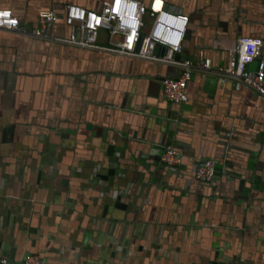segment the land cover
Masks as SVG:
<instances>
[{"label": "crops", "instance_id": "1", "mask_svg": "<svg viewBox=\"0 0 264 264\" xmlns=\"http://www.w3.org/2000/svg\"><path fill=\"white\" fill-rule=\"evenodd\" d=\"M107 1L0 0L27 30H0V257L264 264V96L225 73L240 38L263 37L264 0H136L190 16L194 77L186 105L173 106L184 122L171 126L162 78L180 66L31 34L43 12L63 18L67 4L99 11ZM205 58L209 71L198 67ZM170 134L182 161L164 177L156 162ZM205 158L233 173L201 185Z\"/></svg>", "mask_w": 264, "mask_h": 264}, {"label": "built area", "instance_id": "2", "mask_svg": "<svg viewBox=\"0 0 264 264\" xmlns=\"http://www.w3.org/2000/svg\"><path fill=\"white\" fill-rule=\"evenodd\" d=\"M60 18L54 11L43 12L39 19V27L31 34L66 45L180 66L184 73L179 78L164 79L163 89L168 100L172 102L181 104L188 100V85L193 74V63L188 60L178 61L172 54L160 55L158 48L162 46L173 53L182 52L190 16L178 14L167 8L151 13L148 6L136 0L107 1L99 11L70 4L66 16V25L72 28L69 37L56 36L52 33L54 24ZM0 30L27 32L13 10L1 5ZM102 32L107 33L105 42L101 41ZM235 52L238 59L230 63L225 73L264 96V35L261 38L247 36L240 38ZM257 59L260 60L258 69L251 70L250 64ZM211 65V60L203 59L198 67L202 71H209ZM162 161L168 165H177L182 161V154L178 149L168 147ZM214 175L215 162L211 159L206 160L195 173L200 183L211 182ZM0 264H46V261L38 254H29L23 263H15L2 257Z\"/></svg>", "mask_w": 264, "mask_h": 264}, {"label": "water", "instance_id": "3", "mask_svg": "<svg viewBox=\"0 0 264 264\" xmlns=\"http://www.w3.org/2000/svg\"><path fill=\"white\" fill-rule=\"evenodd\" d=\"M109 1H111V0H109ZM70 4H75V3H70ZM70 4H67L66 6H65V14H64V17L62 18H60L59 19V21L57 22V23H55L54 24V27L55 26H57L58 24H65L66 25V16H67V7H68V5H70ZM161 9H165L164 7H160V8H154V7H151L150 6V10H152L153 12H155V13H157V12H159ZM167 9H169V8H167ZM42 14V13H41ZM41 14L39 15V17H38V21H39V19H40V17H41ZM20 19V18H19ZM20 21H21V19H20ZM66 27L68 28V30L69 31H67V33L66 34H63V35H61V37H69L70 36V34H71V32H72V28L70 27V26H67L66 25ZM188 31H189V29H188ZM187 34H188V32H187ZM187 34H186V36H187ZM184 47V46H183ZM172 54L173 55V57L176 59V60H178V61H182V60H184V59H186V55L184 54V50H182V52H180V53H173L172 51H170L167 47H159L158 48V54H160V55H165V54ZM206 59V58H205ZM238 59V55H237V58H236V60ZM259 59H257L255 62H254V64H252L251 65V67H255L256 66V64H257V67H256V69H258V67H259ZM193 77H194V75L192 74V77H191V80L189 81V85H190V82L192 81V79H193ZM167 78H175V77H167ZM177 78H179V77H177ZM164 79H166L165 77H163L162 78V80H164ZM189 85H188V89H189ZM163 91H164V89H163ZM165 94V93H164ZM188 100H189V92H188ZM188 100L187 101H185V102H183V103H181V104H178V103H175V102H172V101H168V103H167V105H166V107L164 108V114L163 115H161L163 118H165V120H166V122L168 123V125L169 126H171V123L172 124H174L175 123V120H178V122H180V123H182V122H184V120H183V118H177L178 117V111H176V110H174L173 109V106H175V104H177V105H181L182 107L183 106H185L186 105V103L188 102ZM181 107V108H182ZM159 115V114H158ZM177 115V116H176ZM172 134V133H171ZM170 134V137H169V140L166 142V144H165V150L164 151H166L167 150V148L168 147H174V148H176V149H178L177 147H178V145H179V143H178V141H175L174 139H173V137H172V135ZM179 150V149H178ZM180 151V150H179ZM165 153V152H164ZM164 153H163V155H164ZM254 153V152H253ZM182 154V153H181ZM214 160V162H215V175H214V178H213V180L211 181V182H206V183H200V182H198V180L196 179V177H195V173H196V171H197V169L201 166V165H203V163L206 161V160ZM157 163V167L159 168L158 170H160L161 172H163V175H164V177H169L173 172H174V170L176 169L175 168V166L173 165H168V164H166V163H164L162 160H161V158H160V161H157L156 162ZM222 172H227V173H230V174H232L233 172H231V171H227L225 168H224V166L219 162V161H217V160H215V159H213V158H205V159H203V160H201V161H199L198 162V165L196 166V168H195V170H194V177H195V180L198 182V183H200L201 185H208V184H212L215 180H217V176H219L220 175V173H222ZM246 178H242L241 179V181H242V184H245V182H246ZM253 180V185H254V188H256L257 187V185H258V183H259V180L257 179V178H253L252 179ZM27 255H29V254H27ZM41 256V255H40ZM42 257V256H41ZM0 258H2V257H0ZM43 258V257H42ZM9 259V258H8ZM44 259V258H43ZM45 260V259H44ZM12 261V260H11ZM46 261V260H45ZM14 262V261H13ZM15 263H21V262H15ZM23 263V262H22ZM46 264H47V262H46Z\"/></svg>", "mask_w": 264, "mask_h": 264}]
</instances>
